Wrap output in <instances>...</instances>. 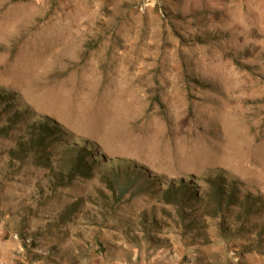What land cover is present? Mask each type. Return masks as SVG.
Listing matches in <instances>:
<instances>
[{
  "label": "rangeland",
  "instance_id": "1",
  "mask_svg": "<svg viewBox=\"0 0 264 264\" xmlns=\"http://www.w3.org/2000/svg\"><path fill=\"white\" fill-rule=\"evenodd\" d=\"M0 264H264V0H0Z\"/></svg>",
  "mask_w": 264,
  "mask_h": 264
},
{
  "label": "built area",
  "instance_id": "2",
  "mask_svg": "<svg viewBox=\"0 0 264 264\" xmlns=\"http://www.w3.org/2000/svg\"><path fill=\"white\" fill-rule=\"evenodd\" d=\"M14 238H16V239H17V236H14Z\"/></svg>",
  "mask_w": 264,
  "mask_h": 264
}]
</instances>
